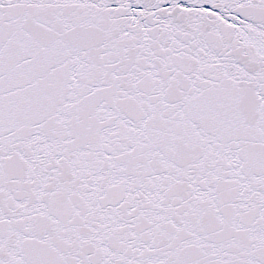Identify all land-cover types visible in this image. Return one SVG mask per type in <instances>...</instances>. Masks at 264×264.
Masks as SVG:
<instances>
[{
  "label": "snow or ice",
  "instance_id": "snow-or-ice-1",
  "mask_svg": "<svg viewBox=\"0 0 264 264\" xmlns=\"http://www.w3.org/2000/svg\"><path fill=\"white\" fill-rule=\"evenodd\" d=\"M0 264H264V0H0Z\"/></svg>",
  "mask_w": 264,
  "mask_h": 264
}]
</instances>
